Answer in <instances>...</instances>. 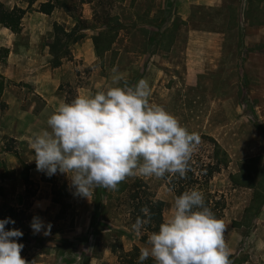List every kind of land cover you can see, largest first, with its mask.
<instances>
[{
	"label": "rangeland",
	"instance_id": "obj_1",
	"mask_svg": "<svg viewBox=\"0 0 264 264\" xmlns=\"http://www.w3.org/2000/svg\"><path fill=\"white\" fill-rule=\"evenodd\" d=\"M247 1L240 20L235 9L223 13L206 11L199 18L200 23L193 26L225 33L220 42L222 48L210 47L206 51V64L201 66L204 71L199 73L197 80L187 77V67L196 68V65H187L189 27L181 26L180 31L168 34L164 39L165 42L171 38L178 41L175 48L167 50L157 44L149 46V36L153 34L146 32H150L149 29L135 26L151 18H136V2L133 1L124 5L120 0H60L61 7L55 10L53 20L44 23L46 30L34 39L40 41L42 52H50L48 44L53 41L55 23L68 31L78 28L77 35L85 36L78 45L69 44L71 56L63 61L66 72H74L77 76L72 83L65 81L59 86L66 103L78 95H94L97 91L117 86L113 83V75L122 74L129 85H135L143 76L150 85V103L163 106L190 132L200 135L201 143L192 157L197 168L203 161H212L214 142L220 144L231 162L212 179L210 189L223 194L227 201L222 219L227 225L225 239L234 257L232 264H264V209L250 227L235 225L243 222L253 190L234 187L230 177L239 172L242 162L249 159L256 158L264 167V0ZM2 3L8 9L14 6L12 0H3ZM19 5L25 6V3L20 1ZM144 8L150 9L152 5L147 2ZM117 14L124 16L126 31L119 32L113 52L100 59L94 52L93 37L108 29L104 25L108 16ZM154 18L157 22L169 21L164 14ZM84 24L85 30L82 29ZM212 38L215 40H207V44L219 43L217 36ZM30 40L31 37H21L23 45H28ZM196 51H193L191 61H197ZM140 57L143 60L141 66ZM52 59L50 55L43 60L44 71L55 69ZM0 62H6L3 55H0ZM27 99L30 106L37 103L36 111L41 108L39 98L30 94ZM5 107L2 103L1 109ZM4 143L5 149L14 153L19 161L0 159V209L3 210L0 219L10 217L15 224L10 223L6 228L23 231L18 242L24 244L21 256L28 264H120L119 250L128 252L135 246L140 249L147 246L141 239L149 233L142 229L137 236L132 228L133 204L128 191H116L113 196L107 191L102 192V205L95 209L97 218L93 225H89L87 220L93 214L90 204L95 201V189L90 200L75 195L69 177L59 172L51 177L42 172V180L43 176L53 179L41 184L35 175L39 171L30 172L36 166L34 151L24 142L5 138ZM12 167L15 169L11 170ZM26 175L31 182L28 187L23 179ZM136 179H143L156 199L165 202L163 217L164 220L169 218L176 197L168 188L167 180L131 176L125 182L131 185ZM41 186L43 189L39 193ZM41 199L45 203L33 207ZM37 216L45 225L51 223L50 235H44L43 231L34 234L31 222ZM108 248L113 251L114 259L104 257ZM102 260H108V263Z\"/></svg>",
	"mask_w": 264,
	"mask_h": 264
},
{
	"label": "clouds",
	"instance_id": "obj_2",
	"mask_svg": "<svg viewBox=\"0 0 264 264\" xmlns=\"http://www.w3.org/2000/svg\"><path fill=\"white\" fill-rule=\"evenodd\" d=\"M112 80L117 86L60 103L48 117L47 129L30 143L37 171L48 177L66 174L75 195L89 200L94 188L115 190L131 176L184 177L201 143L198 133L150 103L146 79L129 85L116 74ZM141 212L148 218L138 216L132 225L137 236L151 219L147 207ZM10 223L15 224L10 217L0 219V264H28L21 256L24 244L18 242L24 233L7 229ZM31 228L47 236L52 225L37 216ZM226 231L223 219L206 206L204 194L192 188L175 198L171 216L148 236L137 264L149 257L154 264H232Z\"/></svg>",
	"mask_w": 264,
	"mask_h": 264
},
{
	"label": "crops",
	"instance_id": "obj_3",
	"mask_svg": "<svg viewBox=\"0 0 264 264\" xmlns=\"http://www.w3.org/2000/svg\"><path fill=\"white\" fill-rule=\"evenodd\" d=\"M0 1L3 2V0ZM12 1L14 2V6H12L11 9L15 6H19L23 9L27 8L26 3L25 6H20V1ZM48 1L49 0H39V2L33 6V10L31 9L27 12L22 20V32L20 34H14L0 24V50L3 48L9 50L6 62H0V76L5 79V90L0 99V159L4 158L9 162L16 163L19 159L14 155V153L5 149L4 139L9 138L15 140L16 142H24L29 146V148H31L30 143L34 136L47 129L48 117L54 113L60 103H66L65 96H63V93L59 90V86L65 81L72 83L77 78L74 72H66L67 66L65 63L59 68L52 69L51 72L44 71L46 65L43 60L51 54L50 52H45V50L42 52L41 47L43 48V46L39 44L40 41L35 40L34 37H37L38 33L42 34L43 31L46 30V25H44V23L53 20L55 15V12L52 15H46L38 12L37 8L40 3ZM129 1H133V3L136 2L134 5L136 18L142 16H148L151 18L148 22H141L138 26H135L140 29H149L150 32L148 30H146V32L153 34V36H149V46L157 44V47L167 50L175 48L178 41L175 42L171 38L169 42H165L164 39L168 34L173 35L174 32L178 30L180 31L181 26L184 28L189 27L186 49V55L188 56L187 65H196V68L187 67V77L190 79H194L195 77L197 80L199 73L204 71L201 66L206 64V51L210 47L217 49L222 48V44L220 42H222L225 33L224 31H214L193 26L200 23L199 18L203 16L206 11L211 13L221 11L223 13L224 11L229 12V10L232 11L235 9L237 14L236 16L238 20H240L239 18L242 17V10L245 5L244 3L247 0H123L121 2L126 5ZM147 2L152 5V8H144V5ZM154 4L157 5V7L154 6ZM162 14L166 15V17L169 18V21L164 19L157 22V19L154 17ZM117 15L122 26L119 32L126 31L127 25L124 24V16L122 14ZM238 23L240 24L239 21ZM22 36L31 37L28 45H23L21 43ZM214 36L219 38V43L212 45L207 44V40H215L212 38ZM88 40L89 39H87V41ZM117 41L118 39L113 45V50ZM75 44L78 45L77 43ZM93 48L95 52L94 43ZM194 50H197V61H191V56H193ZM92 52L93 50L91 47V53ZM112 52L113 51L108 53ZM76 55L77 54L75 53V56ZM80 55L83 54L80 52ZM144 58L146 59V56H144ZM140 59L141 62L139 65L141 66L143 60L141 57ZM141 73L143 74V71H141ZM191 74H193V76ZM142 77L143 76H140L139 80L144 79ZM30 94L39 98L38 103H42L41 108L37 111V103L34 102L31 106L29 105V99H27V97ZM2 103L6 106L4 110L1 109ZM14 169L15 167L11 168V170ZM36 171V166H34L31 168L30 172L33 173ZM35 175H37L38 180L41 184H43L44 181L41 178L42 172L39 171ZM42 189L43 186L39 189V193ZM94 189V192H98L99 190L103 192L107 191V193L109 192L112 196L116 195L117 191V189L109 191V189L103 187H96ZM41 202L45 203L42 199L37 200V204L33 207H41ZM90 205H92L93 214L87 220V223H89V225H93L95 221V209L98 208L96 200L91 202ZM104 257H113L114 259L113 251L110 248L106 249L104 251ZM102 261L103 263H108V260ZM116 261L117 260H115V262Z\"/></svg>",
	"mask_w": 264,
	"mask_h": 264
},
{
	"label": "trees",
	"instance_id": "obj_4",
	"mask_svg": "<svg viewBox=\"0 0 264 264\" xmlns=\"http://www.w3.org/2000/svg\"><path fill=\"white\" fill-rule=\"evenodd\" d=\"M27 4V8L23 9L19 6H15L12 9H8L0 1V24L9 29L14 34H20L22 32V20L33 6L39 2V0H19ZM123 1V0H120ZM60 0H49L45 3H40L38 12L52 15L55 10L60 6ZM106 23L107 30L99 33V35L93 37V43L95 51L100 59H103L106 53L113 50L119 31L122 26L118 16H108ZM83 30L87 29L85 27ZM78 28L68 31L63 25L59 23L54 24V38L52 43L48 44L50 54L52 55V67L59 68L62 66L63 61L71 56L69 44L78 43L84 39L83 34L77 35ZM9 54L8 49H1L0 55H3L4 61ZM5 90V79L0 76V99ZM231 160L226 150L218 143L214 142V152L212 161L207 163L203 161L200 168L196 167L194 160L190 161V171L186 173L184 177H180L178 174L175 176H167L168 188L174 193L175 197L181 195L184 191L196 188L204 194L205 204L209 207L217 218L222 219L227 209V201L223 194L213 192L210 189V182L223 170L229 167ZM199 164V162H197ZM231 181L234 187H246L253 190V198L250 206L246 209L244 220L240 226L250 227L253 223V219L258 218L261 211L264 209V167L261 166L259 160L256 158L246 160L241 163V168L236 174H232ZM25 185L30 186V178L28 175L24 176ZM52 178H45L43 181L52 182ZM56 179V178H54ZM129 193V199L133 204L132 210V221L135 223L138 216L147 219L141 209L147 207L151 216L149 224L144 228L146 234L142 237L141 242L146 244L147 238L153 232H158L159 226L163 223L164 217L163 212L165 209V202L156 199L155 195L150 192L149 187L143 179H136L135 182L129 185L127 182H120L117 187L118 193ZM102 192L98 191L96 194L97 207L102 205ZM55 203H59L58 200L54 199ZM2 209H0V217L3 215ZM95 218L96 215H95ZM95 223V222H94ZM115 246L114 248H116ZM140 255V248L135 246L131 251L125 252L123 249L118 251V259L120 264H137L138 257ZM230 259H234L233 255ZM143 264H154V260L149 257Z\"/></svg>",
	"mask_w": 264,
	"mask_h": 264
}]
</instances>
